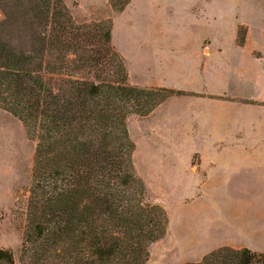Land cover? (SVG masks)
I'll use <instances>...</instances> for the list:
<instances>
[{
	"label": "trees",
	"instance_id": "obj_1",
	"mask_svg": "<svg viewBox=\"0 0 264 264\" xmlns=\"http://www.w3.org/2000/svg\"><path fill=\"white\" fill-rule=\"evenodd\" d=\"M0 13V109L35 143L19 264H145L168 216L146 200L127 120L181 92L128 83L111 19L76 24L61 0H0ZM0 264H15L10 249ZM184 264H264V254L222 247Z\"/></svg>",
	"mask_w": 264,
	"mask_h": 264
},
{
	"label": "crops",
	"instance_id": "obj_2",
	"mask_svg": "<svg viewBox=\"0 0 264 264\" xmlns=\"http://www.w3.org/2000/svg\"><path fill=\"white\" fill-rule=\"evenodd\" d=\"M141 18L128 83L181 92L142 122L196 189L173 232L168 218L173 249L194 263L222 247L264 254V0H144Z\"/></svg>",
	"mask_w": 264,
	"mask_h": 264
},
{
	"label": "rangeland",
	"instance_id": "obj_3",
	"mask_svg": "<svg viewBox=\"0 0 264 264\" xmlns=\"http://www.w3.org/2000/svg\"><path fill=\"white\" fill-rule=\"evenodd\" d=\"M76 24H93L111 19V43L124 64L126 57L136 56L140 50L142 6L144 0H135L121 13H115L125 0H61ZM130 2V0H129ZM128 2V3H129ZM3 19L0 13V20ZM130 33V35L128 34ZM130 37V38H129ZM133 61V60H131ZM130 61V62H131ZM129 62V63H130ZM134 66L136 62H131ZM144 117L132 115L127 120L129 137L134 144L133 164L142 181L146 200L162 207L168 218L174 216L179 205L195 195V187L184 179L181 160L170 154L169 142L148 137L143 127ZM35 143L15 117L0 109V248L10 249L15 264H19V248L23 230V211L26 191L31 180ZM172 151V150H171ZM193 161L192 165H194ZM171 231L168 233L171 234ZM169 235L153 243L145 264H184L181 254L173 249Z\"/></svg>",
	"mask_w": 264,
	"mask_h": 264
}]
</instances>
